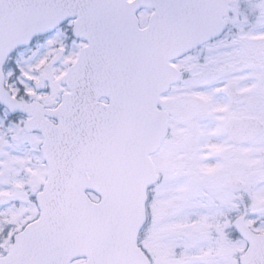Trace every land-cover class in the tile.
<instances>
[{
	"label": "snow or ice",
	"instance_id": "snow-or-ice-1",
	"mask_svg": "<svg viewBox=\"0 0 264 264\" xmlns=\"http://www.w3.org/2000/svg\"><path fill=\"white\" fill-rule=\"evenodd\" d=\"M0 264H264V0H0Z\"/></svg>",
	"mask_w": 264,
	"mask_h": 264
}]
</instances>
